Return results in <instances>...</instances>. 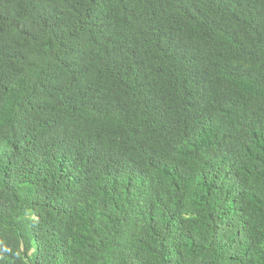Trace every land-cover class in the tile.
Masks as SVG:
<instances>
[{
  "label": "trees",
  "instance_id": "16d2710c",
  "mask_svg": "<svg viewBox=\"0 0 264 264\" xmlns=\"http://www.w3.org/2000/svg\"><path fill=\"white\" fill-rule=\"evenodd\" d=\"M0 264H264V0H0Z\"/></svg>",
  "mask_w": 264,
  "mask_h": 264
}]
</instances>
